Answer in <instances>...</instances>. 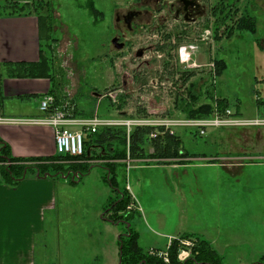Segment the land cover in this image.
I'll list each match as a JSON object with an SVG mask.
<instances>
[{
    "label": "rangeland",
    "instance_id": "374dc122",
    "mask_svg": "<svg viewBox=\"0 0 264 264\" xmlns=\"http://www.w3.org/2000/svg\"><path fill=\"white\" fill-rule=\"evenodd\" d=\"M29 1L44 2L37 8L47 18L42 43L58 80L55 96L48 95L67 117L212 121L230 114L262 125L208 128L203 136L179 129L177 137L148 138L157 145L147 143L143 158L95 159L88 165L91 174L81 181L62 177L67 182L62 200L60 191L58 197L60 232L38 244L41 258L50 256L58 264H120L119 237L136 232L143 252L163 264H169L167 250L174 242L178 263L189 262L200 239L210 243L221 264H264V159L257 158L264 156V14L255 3L237 0L222 34L212 40L200 42L190 32L173 44L168 32L149 29L142 39L131 37L133 47L117 51L111 47L115 13L131 0ZM245 16L253 17L255 34L238 32L239 25L251 23L240 20ZM147 46L160 50L146 55V66L135 53ZM188 46L193 47L189 55L177 54ZM202 106L208 110H199ZM187 111L199 116L188 117ZM160 160L185 165L159 166ZM108 165H114L112 189L103 179L110 177ZM125 190L132 198L126 210L106 213ZM108 217L120 221L111 225L104 221ZM205 261L219 264L214 257Z\"/></svg>",
    "mask_w": 264,
    "mask_h": 264
},
{
    "label": "crops",
    "instance_id": "0c3cea01",
    "mask_svg": "<svg viewBox=\"0 0 264 264\" xmlns=\"http://www.w3.org/2000/svg\"><path fill=\"white\" fill-rule=\"evenodd\" d=\"M251 1L255 3L257 12L264 14V0ZM5 2L31 3L29 0H5ZM38 51L39 25L35 16L0 17V65L37 63ZM10 79L12 78L5 77L0 82V116L43 118L44 114L39 111V102L50 90L47 85L48 79ZM0 141L8 146L13 159L43 160L56 156L54 133L50 127L0 126ZM257 158L264 159V156L258 155ZM242 159L238 160L242 161ZM155 163L165 167H169V164H173V167L185 165L169 160H160ZM96 177L99 175L97 174ZM64 181L62 178H36L35 176H28L15 186H9L0 181V264H58L50 256L41 258L38 244L45 243L48 237H57L58 230L60 232L58 215L62 204L58 197L60 191L62 200L63 185L67 182ZM101 181L104 183L103 180ZM104 221L111 224L106 219ZM177 234L191 233L178 232ZM167 245L168 242L164 245L165 248Z\"/></svg>",
    "mask_w": 264,
    "mask_h": 264
},
{
    "label": "trees",
    "instance_id": "16d2710c",
    "mask_svg": "<svg viewBox=\"0 0 264 264\" xmlns=\"http://www.w3.org/2000/svg\"><path fill=\"white\" fill-rule=\"evenodd\" d=\"M39 4H44V2L37 1L36 3L29 4H19L17 2H5L0 5V17L11 18V17H27L35 16L39 25V60L37 63L30 64H2L0 65V82L5 77H15V78H33V79H48L51 83L50 90L48 94L55 96L56 82L54 80V73L52 69V63L50 57L46 56L44 51V45L42 43L41 26L45 24L47 18L44 14L38 13L37 8H40ZM92 15L96 16L97 12L92 7L89 8ZM243 19L250 20L251 23L246 25H239L238 32H248L255 34V21L253 17L245 16L240 17ZM249 21V22H250ZM219 66H222V61H216ZM221 71L219 72V74ZM218 74V75H219ZM1 100V97H0ZM224 101V100H223ZM224 103V102H223ZM225 104V103H224ZM55 108H59L58 102L54 104ZM222 110L227 107L222 106ZM199 110L207 111L208 107H200ZM196 111H187L186 116L195 117L199 116L194 114ZM149 129H134L129 137L126 135L124 129H101L96 134L86 136L84 141V152L80 157H61L56 155L52 159H29V160H19L13 159L11 157L9 148L3 142L0 141V181L9 186H15L20 181L24 180L28 176H35L36 178H51V179H61L64 177L70 183L74 174H78L81 181L82 177H85L90 172V164L93 160H116L117 158L127 159L135 157H144V147L149 143L152 147L157 145V141H149ZM126 145L129 148H126ZM116 146V147H115ZM115 147V148H114ZM120 147V148H119ZM117 149V150H116ZM56 154V153H55ZM178 155V154H177ZM176 155V156H177ZM115 156V157H113ZM61 162H64L61 164ZM29 163V164H26ZM91 165V164H90ZM107 171L110 177H103L104 181L111 188H113V178L111 179V174H113L114 165H108ZM96 167V166H91ZM77 182V181H75ZM131 203V196L129 193L123 192V199L117 200L111 203L109 210L106 212L108 214H116L121 208L123 211ZM104 218V216H103ZM113 218V217H112ZM106 220L111 224H117L120 220L106 218ZM131 232V231H130ZM129 232V233H130ZM183 238H190L191 235H183ZM199 247L192 252V258L190 261L184 264H211L208 259H217L219 264L222 262V258L216 254L212 249L210 243L206 240H199ZM119 260L120 264H163L158 258H151L143 252V249L138 244V234L136 232L130 233L128 238L123 239L122 235L119 237ZM156 251L162 252V249H155ZM178 246L174 242L171 247H168L167 255L169 257V264H179L177 261Z\"/></svg>",
    "mask_w": 264,
    "mask_h": 264
},
{
    "label": "flooded vegetation",
    "instance_id": "af4514ba",
    "mask_svg": "<svg viewBox=\"0 0 264 264\" xmlns=\"http://www.w3.org/2000/svg\"><path fill=\"white\" fill-rule=\"evenodd\" d=\"M237 3V0H131L122 11L115 13L116 35L113 39L123 44L122 50L134 46L131 37L142 39L149 29L158 33L168 32L169 39H174L173 44L187 39L190 32H196L200 42L209 41L222 34L225 21H229ZM208 23L211 31L207 29ZM219 42L217 38L215 43ZM156 49L160 50L153 46L141 47L135 55L140 54L137 58L144 61L146 55L158 53ZM191 50L193 47L190 46L176 49L177 54L187 55ZM141 65L149 63L144 61ZM123 84L125 86V82Z\"/></svg>",
    "mask_w": 264,
    "mask_h": 264
},
{
    "label": "built area",
    "instance_id": "2783aa9c",
    "mask_svg": "<svg viewBox=\"0 0 264 264\" xmlns=\"http://www.w3.org/2000/svg\"><path fill=\"white\" fill-rule=\"evenodd\" d=\"M184 55V53H183ZM54 99L50 95H46L39 102V111L44 114L43 118H5L0 116V126L9 125H36L50 127L54 133L55 153L61 157H80L84 152V141L86 136L96 134L101 129H124L127 137L134 129H149V138L151 140L157 137L174 136L179 129H185L199 134H206L208 128H236V127H252L262 126L259 121H245L239 117L227 116L216 117L212 121L207 120H189L178 119L169 121H156L142 119L138 121L125 122L122 120L106 121L99 116L94 115L81 120L74 117H67L66 111L54 107ZM228 113V112H227ZM125 122V123H124ZM3 164H0V166ZM72 179L78 181L80 176L74 174ZM129 190V188H126ZM186 256V252H182ZM180 258H182L180 256Z\"/></svg>",
    "mask_w": 264,
    "mask_h": 264
},
{
    "label": "water",
    "instance_id": "95a60500",
    "mask_svg": "<svg viewBox=\"0 0 264 264\" xmlns=\"http://www.w3.org/2000/svg\"><path fill=\"white\" fill-rule=\"evenodd\" d=\"M111 45L117 51H120L123 48V44H119L116 38L112 39ZM140 56H141L140 54L137 55V57H140Z\"/></svg>",
    "mask_w": 264,
    "mask_h": 264
},
{
    "label": "bare ground",
    "instance_id": "6f19581e",
    "mask_svg": "<svg viewBox=\"0 0 264 264\" xmlns=\"http://www.w3.org/2000/svg\"><path fill=\"white\" fill-rule=\"evenodd\" d=\"M127 135V134H126ZM174 136H176V135H174ZM166 137V136H165ZM170 137V136H169ZM177 137V136H176ZM157 138H161V137H157ZM131 200H132V198H131Z\"/></svg>",
    "mask_w": 264,
    "mask_h": 264
}]
</instances>
